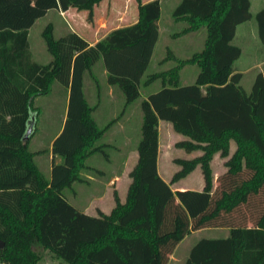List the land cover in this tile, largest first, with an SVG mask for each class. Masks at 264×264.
Masks as SVG:
<instances>
[{"label": "trees", "instance_id": "1", "mask_svg": "<svg viewBox=\"0 0 264 264\" xmlns=\"http://www.w3.org/2000/svg\"><path fill=\"white\" fill-rule=\"evenodd\" d=\"M102 0H0V262L37 264L48 250L66 264H167L176 245L192 231L226 228L227 237H204L191 248L184 264H264V75L258 72L250 91L234 69L241 48L233 43L236 27L252 18L250 0H180L172 16L184 21L181 33L205 28L201 50L189 58L167 59L176 65L144 78L158 40L159 0L137 1L134 24L111 30L94 45L76 32L55 37L48 22L41 36L51 55L48 63L31 57L29 28L48 10H87ZM257 37L264 45V7L254 16ZM102 61L107 83L116 85L125 105L140 97V85L161 80V88L140 103L141 137L138 159L129 172L126 199L113 192L109 214L79 212L64 189L82 182L94 170L87 159H106L105 136L110 120L100 127L95 106L84 94L93 66ZM199 68L195 81L182 85L180 70ZM58 83L67 96L66 119L51 145L50 178L38 168L29 142L36 132L40 96ZM166 120L186 138L175 143L191 159L176 158L180 168L169 183L158 173V122ZM32 131L24 138L28 125ZM236 149L229 156L230 141ZM228 157L226 171L214 177V154ZM200 167L201 191H173L170 184ZM95 171V170H94Z\"/></svg>", "mask_w": 264, "mask_h": 264}, {"label": "rangeland", "instance_id": "2", "mask_svg": "<svg viewBox=\"0 0 264 264\" xmlns=\"http://www.w3.org/2000/svg\"><path fill=\"white\" fill-rule=\"evenodd\" d=\"M145 1V0H142ZM174 1V0H173ZM168 0H163L162 3V18L160 22L161 26V38L157 46V51L155 53V59L162 54V50L164 49V45L168 43V38L166 37V33H170V40L176 41L174 45V51L176 53V57L179 59H185L189 58L192 53L197 52L202 49L203 42L205 37L203 38L200 33L193 34L191 37L181 36L173 37V35L181 33L182 29L185 27L184 21H177L172 20V11L173 9L170 8V5L167 3ZM252 10L256 12L255 7H252ZM137 13V1L136 0H102L97 5L94 6L92 16L91 18L88 17V11L87 10H78L75 7H69L67 10H61L60 8H57L55 10H51L47 16H42L38 18L34 24L30 27L29 34H28V41L30 44V50H31V57L34 61H37L39 63H48L52 58L51 55L48 53L46 49L45 42L41 36V32L44 28V26L49 22L52 21L54 25V36L60 37L64 34H66L69 28V25L74 28L75 31H78L79 34L84 37L87 40H91L95 37L94 28L99 29L100 32L98 35L101 36L113 27L117 26L119 23L126 22L128 18H133ZM116 19H119V21H116ZM255 21V20H254ZM165 30V31H164ZM200 31V30H199ZM197 31V32H199ZM206 35V33H205ZM234 44H241V47L244 50V54L237 59V61L234 64V69L241 72L243 75V78L240 81V85L246 90L249 91L252 86V80L254 74L259 72L260 70L264 73V45H262L258 38H255L254 36H249L247 39H244L240 36L237 37V39L233 42ZM172 44V43H170ZM173 46V45H172ZM173 52V51H172ZM253 52L257 53L258 61L260 62L258 64L257 69L251 68L247 69L246 67H252L255 65L254 60V54ZM247 59V61H246ZM174 64V63H173ZM171 62L165 63L163 68L156 67V60H154L148 70H146V76L143 78L144 80L147 79V76L152 73H159L162 71H167L170 69L169 66H173ZM199 71V68L196 64H187L185 65L181 71H180V77L182 82H185L186 79H190L193 75L194 80L197 76V73ZM93 72L97 78V81L99 83V88L96 87L94 79L90 75L85 76V92L87 94V97L91 101V105L95 106V109L97 110L95 113L96 120L100 127L105 126L110 120L114 119L112 115H116V118H120L122 115V111L124 110V102L125 97L121 90L117 87L114 89L113 93H115V100L116 102L112 105L107 103L106 101H103L100 105V100H97L99 93H104L106 91L107 87V81L105 80L104 75L102 74V68L101 64L98 61L95 67L93 68ZM100 82L103 83V87L101 86ZM194 82V81H193ZM56 85V86H55ZM59 87L58 83L53 84V89L50 94L40 96L36 100V104L41 106L40 115L38 118V121L36 122V132L32 136L29 142V149L31 151H41L42 152L36 154L34 156V160L36 164L38 165V168L40 171L47 177H50V171L49 167L52 164V161H50L49 153H48V144H49V138L52 136L53 132H56V126L57 122L59 121L58 118L52 117L50 118V111H51V102L53 100H56L57 92L55 87ZM161 80L157 79L155 82H153L150 86L146 87L145 85H140L141 93L147 94L149 91H154L159 88H161ZM147 88V89H146ZM60 94V93H59ZM63 98H66V96ZM140 99H137L131 107L137 110L140 108L139 103ZM137 103V104H136ZM62 105H60L61 107ZM141 109V108H140ZM137 113L135 114L134 118L135 121H138ZM62 120V119H61ZM138 123V122H137ZM139 137L138 130H134L131 133V143L132 146L135 148L137 139ZM135 139V140H134ZM110 140V136L108 134H105L104 138L99 143H104V141ZM106 154L108 155V158H111L110 163L107 164V159L102 156L100 153H96L92 155L90 158L87 159V164L89 167H91L94 170H86L82 173L86 174H93L96 175L100 179V185L106 184L105 182L108 180V177L110 174L120 166L117 164L116 157L117 155L114 153V150L107 147ZM113 163H116L115 165ZM172 163L169 165V169H173ZM180 167H175V171L178 170ZM104 175H108V177H102L103 175L99 172H101ZM198 173H200V170L198 169ZM197 173H193L191 175V178H189V183L191 184V187L194 188H201V186L198 184V181L196 180ZM78 182L74 183V187L77 189ZM216 182H214V187L216 186ZM83 190L78 188L76 191V194L73 196L70 192V188L64 189V194H66L70 198H76L78 200H83L84 197L87 195V189L85 186L82 187ZM202 190V189H201ZM200 190V191H201ZM199 235L195 234L193 236H190L188 240L185 241V246L187 244L194 240L195 238H198ZM34 250L41 253V258L37 262V264H66L61 259L57 258L53 253H51L48 250H43L38 246H34ZM173 264V263H170ZM181 264V263H178Z\"/></svg>", "mask_w": 264, "mask_h": 264}, {"label": "crops", "instance_id": "3", "mask_svg": "<svg viewBox=\"0 0 264 264\" xmlns=\"http://www.w3.org/2000/svg\"><path fill=\"white\" fill-rule=\"evenodd\" d=\"M148 1H150V0H145L143 2H148ZM159 1H160V5H161V15H160V18L158 20L159 36H158V40L154 46L149 66L154 60H156V67L163 68L164 67L163 65L165 63H169V62H171L172 64L174 63L173 66L176 65L175 60L167 59V57L170 55H173L174 57H176L177 52H175L174 48H173L176 41L170 40L171 37H170V33L168 32V34L166 33V37L168 38V40H167L168 43L164 45V49L161 52L162 54H160L155 59V53L157 51V46H158V43H159L160 38H161L160 22H161V18H162L163 0H159ZM179 2H180V0H174V1L168 0L167 3L170 5V8L174 9V7ZM253 6L255 7L256 12H254L252 10ZM263 7H264V0H250V12L252 14V18L250 20L244 22V23L239 24L236 27V33H235V37L233 39V42L237 39L238 36H240L244 39H247L249 36L250 37L254 36L255 38H258L257 37L256 22L254 21L255 20L254 16ZM51 10H55V9L48 10V12L44 15V17L47 16V14ZM137 19H138V10H137L136 15L133 18H131V19L128 18V20L126 22L119 23L117 26L113 27L112 29H110L109 31H107L106 33H104L101 36H99L98 34L102 31H100L97 28H94V30L92 32H94L95 37L91 40H87L84 37H82L79 34V32L75 31L74 28L70 25H69V28L67 31L68 32H70V31L76 32L82 38H84L89 43V45H94L97 41L103 39L111 30L118 28V27L128 26V25L134 24L137 21ZM172 20L174 21L176 19L173 17ZM116 21H119V19H116ZM177 21H181V20H177ZM49 22H52V21H49ZM29 30H30V28H29ZM199 30H197L199 32L192 31V32L184 33V34H182V33L176 34L175 33L173 35V37H178L179 35H181L183 37L184 36H186V37L191 36L192 37L193 34L200 33V35H202V34L204 35V36L202 35L204 38L205 33H206L205 28H201ZM170 43H172V44H170ZM236 45H238L241 48V55H240V57H241L244 54V50L241 47V44H236ZM253 54H254L255 65L252 67H246L247 69H251V68L257 69L256 66H258V64L260 63L258 61V58H256L257 53L253 52ZM246 61H247V59H246ZM99 62L101 64L102 74L104 75L105 80H106L107 79L106 69H105L102 61L99 60ZM96 64H97V62L94 64L93 68L95 67ZM149 66H148V68H149ZM173 66H169V67L171 68ZM148 68H147V70H148ZM259 72H261L264 75L262 70H260ZM256 74H254V76H253L252 83L254 81ZM145 76H146V73L144 74V77ZM242 78H243V75H242ZM193 81H195L193 75L190 79H186L185 82H182L181 77H180V82L182 85L191 84V83H193ZM153 82H155V80ZM153 82L146 84L145 86L148 87V85L150 86ZM85 83L86 82L84 79V94L86 96L88 103L91 105L92 103L89 100V98L87 97V94L85 92ZM100 84L103 87V83L100 82ZM55 88H56L57 96H56V100L55 101L53 100V102H51L52 106H51V111H50V118H51V116L56 117L59 119V121L57 122L56 130H55L56 132H53L52 136H50V138H49L50 140H49V144H48V153H49L50 161L54 160L55 163H60L62 159L58 155H55V156L52 155L51 145H52L54 138L60 133L62 126L64 124V121L66 119V103H67L68 97L66 96V98H63V95L61 96V94H59L60 88L58 86ZM115 88H117L116 85L107 84V87L105 88L106 91L104 93L102 92V93L98 94L97 100L98 101L100 100V105L102 104L103 101H106L110 105H112L116 102L115 93H113ZM159 89H157V90H159ZM157 90L149 91L147 94L141 93V90H140V97L138 98L140 100H139L138 104H140L143 99L147 98V96L150 93L155 92ZM134 102H132L131 104H128L127 106L125 105V102H124L125 106H124V110L122 111V115L120 116V118H116V115H112L114 117V119H116V120L110 125V127L106 131V134H108L110 136V140L109 141L105 140L104 143L107 144L109 148L114 150V153L117 155L115 162L117 164H119L120 166H118V168L113 170V172L110 174L109 177H108V175H104L102 173V171L99 172L103 175L102 176L103 178L108 177V180L105 182L106 184H104L103 186L100 185L101 181L98 177H96V175L82 173V177L84 180L82 182L77 183L78 184L77 189L74 187L75 185H73V188L70 189V192L74 196L76 194V191L78 190V188L82 192V190H83L82 187L85 186V188L88 191H87L86 197H84L83 200H81L79 198L77 200L75 197L70 198L65 194L66 199L79 212H82V213H85L87 215L94 216V217L99 216V214L101 212L104 214H109L115 206V201H114V196H113L114 191H117L121 202L125 201L127 190H128L129 184L131 182V179H130L128 174L138 159V153H137V149H136L137 146L134 148L132 146V143H131V140H132L131 139V133L134 130L135 131L138 130V132H139V137L137 139L136 145L138 144L140 137H141L142 111L139 108L138 113H137V110L134 109L133 107H131ZM60 105H62V106L60 107ZM96 111H97L96 109H94V111H93V116H94L95 120L97 119L95 116ZM136 113H137V117H138V121H137L138 123L135 121V118H134ZM96 122H97V120H96ZM97 124H98V122H97ZM185 138L186 137L184 135L176 132L173 129L171 122L166 121V120H159V122H158L159 146H158L157 168H158V173H159L160 177L167 183L170 182L173 174L177 171V170L176 171L174 170L175 167H180L177 163L174 162V159H176V158L191 159V158H194V157L202 154V152L200 150H196V151H192V152H186L184 149L178 148L175 146V143L177 141L185 139ZM235 149H236V144L233 140H231L230 141L229 156H231V154H233ZM228 157H221L219 155V153H216V154H214V156L210 162V165H211V168L213 171L214 182H216V184H217V177L226 171V166L224 165V163L228 159ZM110 161H111V158L107 159L106 163L111 164ZM116 163H113V164L115 165ZM170 163L175 165V166H173L172 170L169 169ZM51 165L49 167V171H51ZM198 169L200 170V173H198ZM193 173H197L196 180L198 181V184L201 186V188L199 187V189L191 187V184L189 183V181L191 180V179L189 180V178H191V175ZM203 185H204V181H203L201 169L198 166L195 168V170H193L186 177L180 179L177 182L170 184V187L173 191H183V190L200 191L203 188ZM195 234H198L199 237L190 241L187 244V246H185L184 245L185 241L188 240V238L190 236H193ZM228 235H229V230L226 228H213V229L204 228V229H200L197 231H192L190 234H188L185 238H183L176 245L174 251L170 255V258H169V261L167 264H170V263L184 264L185 260L187 259L188 255H189L191 248L201 238H204V237H227Z\"/></svg>", "mask_w": 264, "mask_h": 264}, {"label": "water", "instance_id": "4", "mask_svg": "<svg viewBox=\"0 0 264 264\" xmlns=\"http://www.w3.org/2000/svg\"><path fill=\"white\" fill-rule=\"evenodd\" d=\"M32 123H30L29 125H28V128H27V130H26V132H25V135H24V138H27L29 135H30V133H31V131H32ZM0 247H2V243H0Z\"/></svg>", "mask_w": 264, "mask_h": 264}, {"label": "built area", "instance_id": "5", "mask_svg": "<svg viewBox=\"0 0 264 264\" xmlns=\"http://www.w3.org/2000/svg\"><path fill=\"white\" fill-rule=\"evenodd\" d=\"M0 264H4V262H0Z\"/></svg>", "mask_w": 264, "mask_h": 264}]
</instances>
